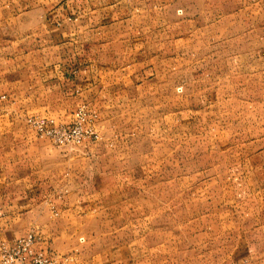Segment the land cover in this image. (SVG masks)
<instances>
[{
  "label": "rangeland",
  "instance_id": "374dc122",
  "mask_svg": "<svg viewBox=\"0 0 264 264\" xmlns=\"http://www.w3.org/2000/svg\"><path fill=\"white\" fill-rule=\"evenodd\" d=\"M122 3L143 56L46 117L82 121L71 144L47 138L79 184L47 215L63 248L36 246L68 264H264V0Z\"/></svg>",
  "mask_w": 264,
  "mask_h": 264
},
{
  "label": "crops",
  "instance_id": "0c3cea01",
  "mask_svg": "<svg viewBox=\"0 0 264 264\" xmlns=\"http://www.w3.org/2000/svg\"><path fill=\"white\" fill-rule=\"evenodd\" d=\"M122 2L0 0L9 29L0 37V241L13 243L33 226L38 246L63 248L47 215L73 209L60 191L78 180L63 182L61 156L48 153L50 140L26 118L73 110L80 96L100 92L107 74L143 56L142 48L127 50Z\"/></svg>",
  "mask_w": 264,
  "mask_h": 264
},
{
  "label": "built area",
  "instance_id": "2783aa9c",
  "mask_svg": "<svg viewBox=\"0 0 264 264\" xmlns=\"http://www.w3.org/2000/svg\"><path fill=\"white\" fill-rule=\"evenodd\" d=\"M26 121L39 136L49 138L58 145L73 143L76 136L82 132L80 117L72 127L59 124L55 119L37 115L28 116ZM36 239V235L30 233L13 243L0 241V264H68L74 261L73 256H58L54 252L48 253L39 249L36 246Z\"/></svg>",
  "mask_w": 264,
  "mask_h": 264
}]
</instances>
